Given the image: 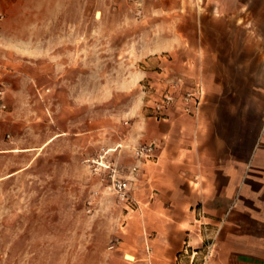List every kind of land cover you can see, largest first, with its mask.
Wrapping results in <instances>:
<instances>
[{
    "label": "crops",
    "instance_id": "0c3cea01",
    "mask_svg": "<svg viewBox=\"0 0 264 264\" xmlns=\"http://www.w3.org/2000/svg\"><path fill=\"white\" fill-rule=\"evenodd\" d=\"M74 1L85 17L67 22L71 27H107L104 17L116 10L115 0ZM127 4L138 17L149 13L155 28L142 58L153 56L160 76L179 79L178 101L165 116H149L144 132L140 121L132 128L135 145L153 144L156 158L128 168L137 176L127 232L147 248L133 247L123 264H264V0ZM19 7V0H0V81L22 74L24 61L61 52L39 48V26L22 21ZM97 13L103 19H93ZM52 43L59 48V40ZM142 74L154 76L151 69ZM196 85L202 99L187 114L182 95Z\"/></svg>",
    "mask_w": 264,
    "mask_h": 264
},
{
    "label": "rangeland",
    "instance_id": "374dc122",
    "mask_svg": "<svg viewBox=\"0 0 264 264\" xmlns=\"http://www.w3.org/2000/svg\"><path fill=\"white\" fill-rule=\"evenodd\" d=\"M19 3L21 20L39 26V48L61 52L24 61L22 74L0 81V264L132 261L126 256L133 247L147 248L127 232L137 176L128 168L147 144L135 145L132 128L140 121L147 130L155 116L149 101L179 78L160 76L161 61L142 58L155 28L149 13L138 17L125 1L115 0L107 27L91 28L68 25L85 17L74 0ZM144 69L154 76H142ZM95 161L118 168L129 203L118 200L106 172L96 173Z\"/></svg>",
    "mask_w": 264,
    "mask_h": 264
},
{
    "label": "built area",
    "instance_id": "2783aa9c",
    "mask_svg": "<svg viewBox=\"0 0 264 264\" xmlns=\"http://www.w3.org/2000/svg\"><path fill=\"white\" fill-rule=\"evenodd\" d=\"M127 3L131 5L139 6V2L141 0H125ZM139 14V11H138ZM3 18V14L0 13V19ZM178 84L172 85V89L163 94L162 98L157 101L153 107V111L155 117L157 119L163 118L165 116V112L172 107L177 101L178 98L176 96V89ZM202 99V87L200 85H196L195 87L185 91L182 95V103H183V111L187 114L193 113L196 110ZM5 103L3 102L2 97L0 96V109L5 108ZM134 157L136 160H154L155 156V147L153 144H142L139 145L134 151ZM97 162V166L95 168L96 173L106 172L108 175V181L110 183V187L115 192L118 200L120 202L129 203L130 202V194H129V183L126 179L119 175L118 168L112 165L111 163H99ZM94 164V162H93ZM136 170V167L132 169ZM213 254V245L210 244L207 248L205 254V261L209 259Z\"/></svg>",
    "mask_w": 264,
    "mask_h": 264
},
{
    "label": "bare ground",
    "instance_id": "6f19581e",
    "mask_svg": "<svg viewBox=\"0 0 264 264\" xmlns=\"http://www.w3.org/2000/svg\"><path fill=\"white\" fill-rule=\"evenodd\" d=\"M127 259H132L131 256H126Z\"/></svg>",
    "mask_w": 264,
    "mask_h": 264
}]
</instances>
